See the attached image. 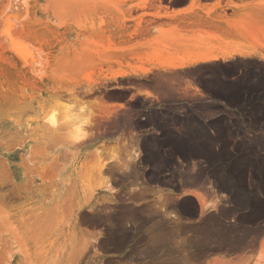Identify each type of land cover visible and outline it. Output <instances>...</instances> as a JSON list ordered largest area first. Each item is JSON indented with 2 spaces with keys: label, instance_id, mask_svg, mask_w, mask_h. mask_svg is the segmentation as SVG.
<instances>
[{
  "label": "rangeland",
  "instance_id": "1",
  "mask_svg": "<svg viewBox=\"0 0 264 264\" xmlns=\"http://www.w3.org/2000/svg\"><path fill=\"white\" fill-rule=\"evenodd\" d=\"M249 2L36 0L26 7L14 29L42 61L39 68L20 67L8 50L11 39L0 36V264H86L81 256L96 241L80 230L79 212L86 208L85 222L108 227L102 249L94 248L100 256L117 257L105 264H132V243H113L125 227L113 221L120 211L112 205L95 209L114 200L117 185L97 180L94 167L114 164L121 175L127 154L139 152L141 175L154 180L179 178L238 195L246 193L249 173L248 190L264 184V6L238 16ZM207 46L254 54L184 70L152 68L158 71L152 72L156 100L114 103L128 101L132 75H139L108 78L117 69L150 67ZM64 107L74 109L67 116L87 132L83 139H74L73 125L61 128ZM53 111L55 127L45 122ZM85 119L89 124H82ZM142 129H169L164 140L176 144L162 149L160 138L147 141L148 134L147 150L136 149L132 135L136 139ZM208 129L229 136L214 142L204 135ZM177 131L182 137L170 135ZM151 148L161 151L152 163L145 156ZM227 179L234 182L225 185ZM258 221L264 224L263 217ZM255 235L242 247L232 241L215 247L216 237H210L202 243V264H264V239L256 253Z\"/></svg>",
  "mask_w": 264,
  "mask_h": 264
},
{
  "label": "crops",
  "instance_id": "2",
  "mask_svg": "<svg viewBox=\"0 0 264 264\" xmlns=\"http://www.w3.org/2000/svg\"><path fill=\"white\" fill-rule=\"evenodd\" d=\"M173 1L183 2V0ZM200 64L202 63H196L177 70L196 67ZM152 72L157 73L158 71L153 70L147 74L132 75V90L129 96H127V98L129 97L128 101L126 100L124 102L121 99L114 100V103L128 104L131 100L133 101L135 99H141L142 101L156 100L157 95L153 90L154 85H152ZM162 72L170 73L171 71H161V73ZM133 79H138L139 81L135 82ZM119 109L121 112L125 111L124 107H119ZM152 133V131L148 132L147 129H142L137 133L136 139H133L132 135V147L136 146V149L141 151L147 150V146H150V144L144 142V136ZM153 134H156L160 138L158 139V142H160L158 146L162 149H168L170 145L176 144L174 140H164V137L168 134ZM170 135L174 138H179L182 137L183 133L177 131ZM204 135L213 138L212 140L214 142L221 141L229 136L227 131L223 132L218 129H208ZM134 166L135 169H137V173H132L133 175L131 179H129L130 183L128 184V180H122L120 175H118L120 172L118 174L116 173L115 177L113 176L114 178H112V180L114 184L117 185L112 193L114 200L110 202L101 201L99 205L95 206L96 211L100 210L103 205H112L114 211H120L127 206L132 208V219L125 222V227L130 230L129 232L131 233L128 243H132L130 249L132 250V264H184V262H188L185 264H202L200 257H198V260H195L194 257L200 255L199 252L202 249L201 241L212 237L210 231L212 229H210V226L205 225L207 218H209V216H215L223 223L222 225L230 224L233 222V219H235L232 215L227 216L222 213V207L230 206L226 201L227 196L224 195L225 192L215 193L211 188H208V186H202L199 183L187 185L179 178H175L174 180L170 178L172 182H169L170 179L168 177H162L160 181L156 179V182V180L149 176L140 175L142 170V165H140V163H132V171H134ZM215 199L220 200L217 207L212 206V202ZM207 205L211 206L206 210ZM86 212H90L89 209H82L79 212V220L81 223H84V228L80 230L85 236H91L95 238L96 241L87 247L80 260L86 262V264H105L106 261L108 262L110 259L117 258L115 256L106 258L96 253L94 248L98 247V249H102L101 245L104 239V233H102V231L104 232V229L106 230L108 227L100 223L90 225L85 222L83 217ZM135 213L136 216L133 215ZM87 226L90 233L85 229ZM263 235L264 234H261L259 237H256V253L260 244L263 242ZM157 239H159V241ZM200 239L201 241H199ZM125 246L126 244L123 247ZM152 247L153 249L149 250ZM175 248H179L181 251L171 252ZM146 249H148V251ZM183 255H187V257L191 255L192 258L191 260L189 258L185 259ZM207 261L208 259H206L203 264H206Z\"/></svg>",
  "mask_w": 264,
  "mask_h": 264
},
{
  "label": "bare ground",
  "instance_id": "3",
  "mask_svg": "<svg viewBox=\"0 0 264 264\" xmlns=\"http://www.w3.org/2000/svg\"><path fill=\"white\" fill-rule=\"evenodd\" d=\"M34 1H36V0H0V36H1V38L4 37L5 40H6V38H8L9 42H10V39H11L10 44L8 43L9 53L14 58L15 62L18 65H20V67L25 68L27 70L38 69L39 66L42 64V61L37 56H35V54L33 52V49L30 48V46H27V44H26L27 42H24V41L20 42L19 41V38L17 36V31L14 28H15L16 24H18L20 22V19L22 20V18H23L22 14H24L23 11L26 12L25 11L26 7H29L30 5H32ZM246 4L247 5H245L244 7H239V10H237V15L238 16H240V17H248L249 15H252V13L254 12V10L256 9L257 6H264V0L263 1L250 0V2L246 3ZM27 12H29V11H27ZM214 47L216 48L217 46H214ZM218 48L213 50L212 48H210V46L209 47L207 46V47H205V49L202 48L200 50L197 49L199 51L195 50V52L194 51L193 52H189L190 54L188 53L187 56L181 57L180 59L172 60V61H169V62L153 63V65L150 66V67H142L141 66V67H135L133 69H132V66L131 67H129V66L122 67V68L117 69L116 71H114L112 73V75L110 77H108V78L116 79V78L126 77V76L132 75V73H135V74H140V73L141 74H147L149 71L152 70V68H160V69H163V70L174 69V68L178 69V68H184L186 66L194 65L196 63H201V62H205V61H214V60H217V59H228V58L234 57L235 55L250 56V55L254 54V51L250 50V49H246V50H230V49H226V48L222 49L221 47H220V49H218ZM72 110H74L72 107L71 108L64 107V110H62V111H64V112H62V113H64V115L62 114L64 118H60L58 120H61V122L63 121V119L65 120L61 124L62 127L60 126L63 130H67V129L70 130L71 129L70 124L73 125L72 127L81 126L80 124L77 123L78 121L74 122V120H75L74 118H70V117L67 116V115L72 113ZM190 113H191V111H190ZM74 115H76V114H74ZM56 117H57V115H56ZM57 125H59V124L57 123ZM61 128L60 129L57 128V131L61 130ZM168 130L169 129L163 130L162 133L163 134H167ZM63 132H65L66 134L63 133L62 135H65V136L66 135H70V134H68L69 132L68 133L66 131H63ZM71 133H72V131H71ZM155 136H156V134H153V135L151 134V136L148 137L147 141L153 139V137L155 138ZM151 141H153V140H151ZM149 151L150 152H148V154L145 155V156H147V161L152 163V161L156 160V158L159 157L158 153H160L161 151L159 152L155 148H151ZM137 153H139V152H137ZM137 153L135 155L134 154L133 155L127 154L128 156L126 155V159H125L126 160L125 161L126 162V164H125L126 167H124V168H126L127 171H125V169H124L125 172L123 171L124 173L120 175L122 180H128L129 181V179H131V177L133 175L132 173L133 172L137 173V169H135L136 164L134 166V171H132V163H134L135 160H136L135 162L140 163L139 159L137 158V156L139 157V154L137 155ZM142 156L143 155H141V157ZM155 162H157V161H155ZM100 163H103V162H100ZM112 165L113 166H110V167L106 168V170H104L105 168L102 167L103 165H99V164H98V166L96 165V167H94L95 168L94 170H97L96 174L98 173V175H99V176L96 177L97 180H100V181L102 180L104 182H107L108 185H111L110 184L111 180H112V178L115 177V173L113 172V169H114V167L115 168L117 167L114 164H112ZM247 169H248V167H247ZM251 169H252V167H251ZM106 173H108L110 175H108V174L106 175ZM140 175H141V173H140ZM144 175L150 177L151 174L150 175L144 174ZM248 175L245 177V180L243 179L244 180L243 183L246 185V187H245L246 193H243L244 195H241V194L238 195V194H233V193H231V194L228 193L227 194L226 193V195H227L226 201L228 203H230V206H228V207L226 206V207H222L221 208L223 214H226L227 216H231L232 215L235 218V221L230 223V224L222 225L223 223H221L219 221V219H217L215 216L214 217L213 216H209V218H207V220H206V224L205 225L206 226H210V229H212V230H210L211 233H212V237H216L217 245L215 247H222L223 245H225L226 243H230L231 241L235 242L237 247H242V245H244L246 243V240L248 239V236L251 233L256 232V235H255L256 237H259V235L264 234V226H263L264 224H262V223H260L258 221L259 218H261V217L264 218V184L261 185L260 187H258V186L254 187L253 190H248V188H249L248 185L250 184V182L248 180V178H249ZM136 176H138V175H136ZM159 181H160V179H159ZM156 182H157V180H156ZM231 182L233 183L234 181H231V180L227 179V182L224 180L223 183L226 185V184H230ZM128 183H130V181L127 182V184ZM187 183H189V182H187ZM190 184L191 183H189L187 185H190ZM194 184H197V182L194 183ZM221 186L219 188H221ZM136 194H138V193H136ZM119 199H120V197H119ZM219 201H220L219 199L213 200L212 206L213 207H217L218 204H219ZM241 204H243V206L246 205V207H245L246 212H244V210L242 209L244 207H242ZM210 206L207 205L206 206V210L209 209ZM188 213H190V212H188ZM119 214H120L119 216H115V214H114V216H112L113 219H114L113 221H115L114 223H116V220H117V222L119 221V224H118L117 227H119L120 224H123L124 222L129 221V219H132V208H130L128 206L124 207V208H122V210H120ZM133 215L136 216V213L133 214ZM179 216H180V214H179ZM85 217H86V215L83 218L85 219ZM121 220L123 222H120ZM124 225H125V223H124ZM123 229H124V231H119L116 234L114 233L115 236L113 237V241H114L113 243L116 244L115 246H118V245H120L122 243L124 244V241H128L130 239V237H131V233H129L127 231L128 229H126V227H124V226H123ZM116 230H118V228ZM121 230H122V227H121ZM167 234H169V233H167ZM154 235H153V237H154ZM156 236H158V235H156ZM152 239H154V238H152ZM157 240L159 241V239H157ZM207 240H208V238L203 239L202 241L200 239L199 241H201V245H202V243L204 241H207ZM102 241L106 242V240H104V239ZM255 241H256V239H255ZM151 246H152V244H151ZM181 248H182V246H181ZM187 248H189V247H187ZM148 249H146V250L148 251ZM152 249H153V247L151 249H149V250H152ZM217 249H220V248H217ZM199 253H201V252H199ZM200 255L199 256L197 255V257H200ZM186 258L187 257H185V259ZM181 263H182V260H181ZM185 263H188V262H184V264Z\"/></svg>",
  "mask_w": 264,
  "mask_h": 264
},
{
  "label": "clouds",
  "instance_id": "4",
  "mask_svg": "<svg viewBox=\"0 0 264 264\" xmlns=\"http://www.w3.org/2000/svg\"><path fill=\"white\" fill-rule=\"evenodd\" d=\"M84 109L82 108L81 111H83ZM45 122L47 124H50L52 127H55L56 126V112L53 111L51 113V115H48L46 116L45 118ZM82 124L84 125H87L89 124V120L88 119H85ZM87 135V132L84 131L83 127L82 126H77L76 129H75V136H74V139L76 140H80V139H83L85 136Z\"/></svg>",
  "mask_w": 264,
  "mask_h": 264
},
{
  "label": "water",
  "instance_id": "5",
  "mask_svg": "<svg viewBox=\"0 0 264 264\" xmlns=\"http://www.w3.org/2000/svg\"><path fill=\"white\" fill-rule=\"evenodd\" d=\"M224 192L227 193V194H228V193H229V194L232 193L230 190H225ZM241 206H243V205H241Z\"/></svg>",
  "mask_w": 264,
  "mask_h": 264
}]
</instances>
